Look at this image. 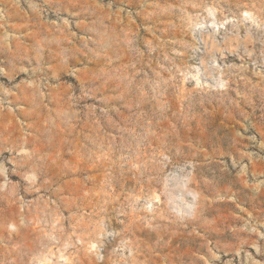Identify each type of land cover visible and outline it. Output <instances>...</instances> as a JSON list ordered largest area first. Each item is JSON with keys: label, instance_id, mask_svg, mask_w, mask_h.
Masks as SVG:
<instances>
[{"label": "rangeland", "instance_id": "obj_1", "mask_svg": "<svg viewBox=\"0 0 264 264\" xmlns=\"http://www.w3.org/2000/svg\"><path fill=\"white\" fill-rule=\"evenodd\" d=\"M0 264H264V0H0Z\"/></svg>", "mask_w": 264, "mask_h": 264}]
</instances>
